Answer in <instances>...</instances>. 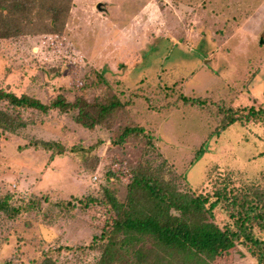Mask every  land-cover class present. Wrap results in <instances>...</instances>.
Segmentation results:
<instances>
[{
    "label": "rangeland",
    "instance_id": "374dc122",
    "mask_svg": "<svg viewBox=\"0 0 264 264\" xmlns=\"http://www.w3.org/2000/svg\"><path fill=\"white\" fill-rule=\"evenodd\" d=\"M0 87L45 102L109 92L125 102L94 128L75 111L22 110L26 126L0 129V196L19 208L0 213V264H96L105 220L89 199L108 187L125 200L124 174L142 162L178 191L228 182L264 204V121L220 130L225 108L264 107V0H73L60 33L0 39ZM143 246L147 262L175 263L152 239ZM143 261L123 249L115 264ZM211 264L259 263L237 245Z\"/></svg>",
    "mask_w": 264,
    "mask_h": 264
},
{
    "label": "trees",
    "instance_id": "16d2710c",
    "mask_svg": "<svg viewBox=\"0 0 264 264\" xmlns=\"http://www.w3.org/2000/svg\"><path fill=\"white\" fill-rule=\"evenodd\" d=\"M72 3L73 0H0V39L30 33H60L67 24ZM83 88L84 85L80 90ZM192 101L203 103L208 99L192 98ZM0 102L5 103L0 107V129L10 133L27 125L22 110L43 114L51 110L75 111L76 122L94 128L107 123L125 106L115 92L93 99L80 94L74 100L58 94L45 102L2 87ZM224 111L220 130L237 121H264L262 106L225 108ZM140 130L143 129L126 127L123 134ZM41 144L48 148L56 145L58 154L66 150L63 145L50 141ZM124 175L128 187L125 200L119 199L108 187L104 188L100 201L89 199L88 205L99 203L98 211L105 220L102 232L94 236L103 240L96 264H115L123 249L135 253L144 264H160L157 259L147 262L143 245L148 238L163 254H172L176 264H211L237 245L245 247L259 264H264V204L248 191L233 188L227 182L214 193L181 192L171 186L160 169L144 162ZM10 196H0V213L19 209L11 208ZM219 206L229 218L223 225L216 220L215 210Z\"/></svg>",
    "mask_w": 264,
    "mask_h": 264
},
{
    "label": "built area",
    "instance_id": "2783aa9c",
    "mask_svg": "<svg viewBox=\"0 0 264 264\" xmlns=\"http://www.w3.org/2000/svg\"><path fill=\"white\" fill-rule=\"evenodd\" d=\"M97 178V177H96Z\"/></svg>",
    "mask_w": 264,
    "mask_h": 264
}]
</instances>
